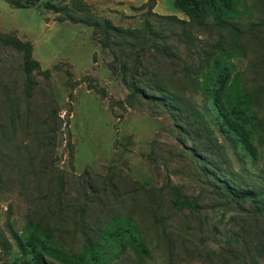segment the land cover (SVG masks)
Returning <instances> with one entry per match:
<instances>
[{
  "label": "rangeland",
  "instance_id": "obj_1",
  "mask_svg": "<svg viewBox=\"0 0 264 264\" xmlns=\"http://www.w3.org/2000/svg\"><path fill=\"white\" fill-rule=\"evenodd\" d=\"M42 1L72 13L0 0V37L29 45L37 64L27 73L24 53L0 42V264H19L12 232L25 238L29 222L50 230L56 250L85 255L96 244L119 250L102 239L117 220L143 242V264H220L196 248L219 246L221 236L252 248L249 255L264 248V219L241 209L252 214L248 202L230 203L211 172L264 194V0H241L240 22L256 25L240 38L209 24L183 35L182 25L153 15L188 22L174 0H80L77 8ZM145 19L160 36L151 43L102 31L107 20L141 32ZM213 59L231 66L248 98L253 156L219 131L202 90ZM169 96L180 98L187 117L159 103ZM53 110L59 121L49 135ZM136 263L126 247L106 264Z\"/></svg>",
  "mask_w": 264,
  "mask_h": 264
},
{
  "label": "trees",
  "instance_id": "obj_2",
  "mask_svg": "<svg viewBox=\"0 0 264 264\" xmlns=\"http://www.w3.org/2000/svg\"><path fill=\"white\" fill-rule=\"evenodd\" d=\"M11 5L16 8H28L30 6L42 5L48 10L54 12H69L67 7L58 8L50 1L43 2L42 0H7ZM151 1V0H150ZM176 8L182 12L187 18L188 22L177 19L175 16H158L153 14L156 18L166 20L171 23H178L182 25L183 35L189 34V27L193 25L206 26L211 25L217 29H222L227 32L232 38H240L246 32H255L256 24H242L240 21L245 7L241 0H174ZM80 4V0H72L71 6L77 8ZM151 13L150 9H147L145 14ZM242 24V25H241ZM102 31L112 32L119 38H129L135 41H145L151 43L154 40L160 38L158 34L153 32L147 19L144 20L143 31H124L119 28H114L110 25V22L103 21ZM261 24H258L260 27ZM0 42L3 44H10L14 48L21 50L25 56V71L31 72L34 67L37 66L35 62L30 59L31 48L27 44H22L16 39L9 37H0ZM264 63V61H263ZM130 73L129 84L132 88L136 87V78L134 72ZM123 66L120 68L123 70ZM232 68L230 65H220L217 59H213L211 70L204 77L202 84V90L207 95V98L211 102V109L215 114V120L219 126V131L225 133L227 139L230 141L234 148L242 150L243 155H255L254 147L250 141L249 128L254 129L255 125L252 124L254 118L252 112L249 110L248 98L241 93L240 89H237L236 82L237 77L231 78ZM230 83L228 84L229 79ZM25 91L31 87V82H25ZM163 90H158L162 92ZM247 95V94H246ZM248 97V96H247ZM159 103L162 106H168L169 110L175 111L178 115L187 117L188 111L186 108L179 105L180 98H158ZM189 115L196 116L197 113H191ZM49 119L53 122L48 127V124L44 127L45 133L52 135L56 131L58 117L54 110L49 115ZM45 145L51 148V137L44 139ZM213 178L212 184L214 188L218 190L222 195L228 198L230 203L234 205L242 206L243 202H248L252 205V214L248 210H244L249 216H256L264 219V199H262L263 191L242 189L236 185V182L231 178L230 173L224 174L222 170L213 168L211 170ZM216 175H219L216 176ZM223 175H228L229 178ZM221 177V178H220ZM128 226L122 227L119 221L114 220L111 225L105 231L104 241L106 238L114 239V243L118 245L117 252H110V246L98 245L94 249L89 250L85 255L76 254L72 252H63L62 250H56L59 243L54 240L53 235L47 228H41L40 226L29 222L26 225L24 233L25 238H21L16 233L12 232L13 240L15 241L16 248H19L21 254L19 264H47L44 256L47 254L53 256L62 264H85V259L88 264H106L109 260L116 258L119 253L124 251L126 247L135 256L137 263L143 264L144 258H149V253L143 246V242L133 237L128 231ZM110 231V232H108ZM129 235L124 238L126 234ZM250 235H246L243 241H247V246L250 244ZM132 240V241H130ZM238 240H232L231 236H221L219 246H210L209 248H196V251L203 255V257L209 260H215L220 264H260L259 259L264 256V248H254L255 255H249V251L252 248H237ZM226 258V259H225ZM224 259V260H223ZM92 261V263H90Z\"/></svg>",
  "mask_w": 264,
  "mask_h": 264
}]
</instances>
